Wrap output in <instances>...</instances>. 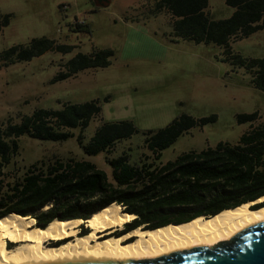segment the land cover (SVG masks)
<instances>
[{
    "label": "rangeland",
    "instance_id": "obj_1",
    "mask_svg": "<svg viewBox=\"0 0 264 264\" xmlns=\"http://www.w3.org/2000/svg\"><path fill=\"white\" fill-rule=\"evenodd\" d=\"M96 5V0H0V23L4 16L13 15L10 25L0 31V127L20 123L22 116L39 109L100 101L103 112L84 131L85 146L103 122L132 121L140 133L121 141L112 154L96 156L86 154L76 138L54 142L23 136L19 153L6 170L9 176H22L36 163L75 159L96 164L111 179L107 158L128 153L131 163H138L152 156L143 133L166 128L184 114L196 119L216 115L218 120L191 129L165 149L160 160L164 164L184 154L215 149L220 143H237L252 126L240 125L239 115L258 112L260 119L253 125L264 124V92L253 86L246 69L224 60V49L214 44L171 42V17L166 11L152 16V0H113L103 8ZM234 11L226 0H209L206 10L212 19H227ZM76 20L86 22L91 34L75 33ZM41 37L76 48L69 54L50 51L29 62L5 66L4 52ZM97 49L115 50L110 67L51 83L66 72L65 64L77 54ZM232 51L247 59L264 58V31L233 42ZM123 58L128 59L123 62ZM106 97L111 98L109 103L104 102ZM179 215L170 212L157 217Z\"/></svg>",
    "mask_w": 264,
    "mask_h": 264
},
{
    "label": "trees",
    "instance_id": "obj_2",
    "mask_svg": "<svg viewBox=\"0 0 264 264\" xmlns=\"http://www.w3.org/2000/svg\"><path fill=\"white\" fill-rule=\"evenodd\" d=\"M152 1V16L166 11L171 17V42L214 44L224 49V60L246 69L253 86L264 92V58L247 59L232 51L233 42L264 31V0H226L235 10L227 19H212L207 14L209 0ZM12 17V14L3 17L0 31L10 25ZM74 25L75 33L91 34L86 22L76 20ZM75 48L41 37L32 39L27 46H14L1 57L9 67L50 51L69 54ZM115 56L113 49L79 53L65 64L66 72L59 73L51 83L77 77L87 70L108 68ZM110 100L106 97L104 102ZM102 112L100 101L65 103L62 109H39L22 116L20 123L9 122L0 127V219L10 214L34 217L38 227L45 228L55 219L87 220L117 203L126 213L137 215L131 225L153 230L188 223L201 216L214 217L264 197V124L253 125L260 119L258 112L237 117L240 125L252 124L237 143H220L215 149L184 154L166 164L160 161L165 149L191 129L215 123L218 117L196 119L184 114L166 128L144 132L145 146L152 156L138 163H131L128 153L107 158L112 168L111 179L96 164L75 159L56 160L48 165L36 163L17 177L6 172L19 153L23 136L54 142L76 138L86 154L96 156L112 154L121 141L140 133L132 121L103 122L85 146L84 131ZM73 130L80 132L76 134ZM47 206L51 208L43 212ZM170 212L181 215L157 217Z\"/></svg>",
    "mask_w": 264,
    "mask_h": 264
},
{
    "label": "bare ground",
    "instance_id": "obj_3",
    "mask_svg": "<svg viewBox=\"0 0 264 264\" xmlns=\"http://www.w3.org/2000/svg\"><path fill=\"white\" fill-rule=\"evenodd\" d=\"M260 203H264V197L214 217L201 216L155 230L140 227L120 237L116 235L137 215L126 213L117 203L87 220L55 219L45 228L38 227L33 218L10 214L0 219V264L144 262L175 252L215 249L264 222V208L251 210ZM83 225L89 233L81 236Z\"/></svg>",
    "mask_w": 264,
    "mask_h": 264
},
{
    "label": "water",
    "instance_id": "obj_4",
    "mask_svg": "<svg viewBox=\"0 0 264 264\" xmlns=\"http://www.w3.org/2000/svg\"><path fill=\"white\" fill-rule=\"evenodd\" d=\"M263 208L264 203H260L255 204L251 210L259 211ZM76 264H264V222L250 227L232 242L223 243L215 249L203 248L175 252L160 259L144 262H90Z\"/></svg>",
    "mask_w": 264,
    "mask_h": 264
},
{
    "label": "flooded vegetation",
    "instance_id": "obj_5",
    "mask_svg": "<svg viewBox=\"0 0 264 264\" xmlns=\"http://www.w3.org/2000/svg\"><path fill=\"white\" fill-rule=\"evenodd\" d=\"M97 2V8H103V7H107L111 4V0H96ZM141 227H145V226H141ZM137 228H140V227H135L134 225H125L124 229L122 231L119 232V234H117L116 236H123L125 234H128V233H131L133 230H136ZM81 233L80 235L81 236H84L86 234L89 233V229H86L85 226H82L81 227ZM134 241V239L130 240L126 245H128L129 243H132ZM11 247V245H10ZM132 262H135V261H132Z\"/></svg>",
    "mask_w": 264,
    "mask_h": 264
},
{
    "label": "crops",
    "instance_id": "obj_6",
    "mask_svg": "<svg viewBox=\"0 0 264 264\" xmlns=\"http://www.w3.org/2000/svg\"><path fill=\"white\" fill-rule=\"evenodd\" d=\"M112 2H113V0H111V4H112ZM129 28H130V29H132V30L134 29V28H133V26H131V27H129ZM126 59H128V58H126ZM126 59H125V58H123V59H122V60H123V62L127 61Z\"/></svg>",
    "mask_w": 264,
    "mask_h": 264
}]
</instances>
